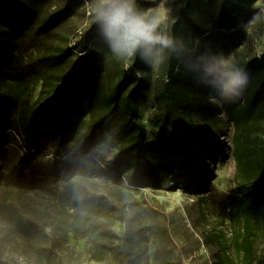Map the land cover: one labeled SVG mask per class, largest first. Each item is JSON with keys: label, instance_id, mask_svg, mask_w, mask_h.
<instances>
[{"label": "rangeland", "instance_id": "obj_1", "mask_svg": "<svg viewBox=\"0 0 264 264\" xmlns=\"http://www.w3.org/2000/svg\"><path fill=\"white\" fill-rule=\"evenodd\" d=\"M14 1L32 9L35 17L15 43L9 72L28 76L27 96L35 104L46 98L40 92L41 78L51 72L45 63L49 48L73 47L95 24L93 0ZM229 1L234 8L237 0ZM138 3L145 9L164 5L168 18L160 31L175 43H183L194 26L206 27L208 33L196 47L193 119L208 125L213 143L195 148L189 175L177 170L153 181L112 169L119 144L103 154L96 151L102 142L91 135L97 115H86L64 147L37 143L33 152L25 149L16 104L8 107L0 144V264H246L241 250L246 238L251 239L249 263L264 264V216L247 217L234 193L243 178L233 144L240 131L230 123L222 101L209 102L217 91L204 83L212 77L199 72V66L204 69L212 55L221 53L247 76L251 62L264 63V0H242L230 34L216 25L220 0ZM3 4L0 0V10ZM170 52L164 50V62L156 70L140 67V76L150 84L137 107L147 143L158 132L154 95L165 79ZM113 60L124 70L132 63ZM3 89L19 92L13 82ZM256 130L264 136V119ZM246 153L258 156L254 145ZM77 175L88 181L80 200L74 198L71 182Z\"/></svg>", "mask_w": 264, "mask_h": 264}, {"label": "trees", "instance_id": "obj_2", "mask_svg": "<svg viewBox=\"0 0 264 264\" xmlns=\"http://www.w3.org/2000/svg\"><path fill=\"white\" fill-rule=\"evenodd\" d=\"M1 1L5 4L0 10V144L8 128L6 109L15 104L28 150L38 149L32 145L44 142L64 147L73 139L82 119L92 114L97 115V120L91 135L99 136L110 146L120 145L112 166L117 173L132 171L153 181L177 170L190 174L195 148L213 143L208 125H199L193 119L197 106L193 97L196 47L207 35L206 27L194 26L183 43H175L176 50H171L165 79L154 95L155 115L160 119L158 132L147 143L137 107L150 87L148 79L140 76L144 73L140 67L148 65L133 59L128 70L122 69L98 39L93 24L73 47L49 48L45 63L51 74L41 78L40 92L46 98L31 104V94L27 96L28 76L11 75L9 59L35 14L14 0ZM241 7L242 0H237L234 8L229 0H220L216 25L225 31L223 34H230L235 28ZM248 71L241 96L235 102L222 103L230 123L240 131L233 144L238 173L243 178L234 193L247 217L258 218L264 216V136L256 130L264 119V63L256 59ZM199 72L204 73L202 66ZM11 82L18 87V93L3 89ZM214 145L219 151L220 146ZM251 145L258 155L255 159L246 153ZM250 241L246 238L241 242L246 264H250Z\"/></svg>", "mask_w": 264, "mask_h": 264}, {"label": "clouds", "instance_id": "obj_3", "mask_svg": "<svg viewBox=\"0 0 264 264\" xmlns=\"http://www.w3.org/2000/svg\"><path fill=\"white\" fill-rule=\"evenodd\" d=\"M91 16L97 28L98 39L103 41L111 57L122 61L139 59L153 70L164 62V50H176L170 36L162 34L161 24L168 18V10L161 3L157 7L143 8L138 0H93ZM206 85L217 91L208 98L210 103L235 102L247 84L246 73L235 67L230 58L214 54L204 65ZM109 143L101 142L96 151L103 154ZM74 198L83 199L81 187L88 181L79 175L71 180Z\"/></svg>", "mask_w": 264, "mask_h": 264}, {"label": "built area", "instance_id": "obj_4", "mask_svg": "<svg viewBox=\"0 0 264 264\" xmlns=\"http://www.w3.org/2000/svg\"><path fill=\"white\" fill-rule=\"evenodd\" d=\"M25 149H26V148H25ZM29 150H30V149H29ZM32 151H33V152H35V151H36V149H33Z\"/></svg>", "mask_w": 264, "mask_h": 264}]
</instances>
